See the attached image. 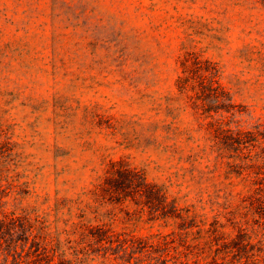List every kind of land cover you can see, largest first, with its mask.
Listing matches in <instances>:
<instances>
[{
    "label": "rangeland",
    "instance_id": "obj_1",
    "mask_svg": "<svg viewBox=\"0 0 264 264\" xmlns=\"http://www.w3.org/2000/svg\"><path fill=\"white\" fill-rule=\"evenodd\" d=\"M190 47L218 65L240 126L264 117L254 0H0V151L26 191L16 208L62 245L72 224L104 220L95 195L124 159L199 210L213 156L175 86Z\"/></svg>",
    "mask_w": 264,
    "mask_h": 264
},
{
    "label": "trees",
    "instance_id": "obj_2",
    "mask_svg": "<svg viewBox=\"0 0 264 264\" xmlns=\"http://www.w3.org/2000/svg\"><path fill=\"white\" fill-rule=\"evenodd\" d=\"M178 70V95L213 156L214 191L199 210L181 206L124 159L109 161L95 195L104 220L72 224L61 245L38 212L16 208L26 191L4 175L1 149L0 264H264V117L240 126L235 118L244 110L218 65L193 47Z\"/></svg>",
    "mask_w": 264,
    "mask_h": 264
}]
</instances>
